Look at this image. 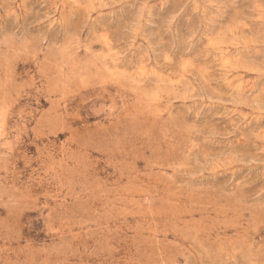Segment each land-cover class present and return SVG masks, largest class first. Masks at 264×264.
I'll return each mask as SVG.
<instances>
[{"label": "rangeland", "instance_id": "1", "mask_svg": "<svg viewBox=\"0 0 264 264\" xmlns=\"http://www.w3.org/2000/svg\"><path fill=\"white\" fill-rule=\"evenodd\" d=\"M0 264H264V0H0Z\"/></svg>", "mask_w": 264, "mask_h": 264}]
</instances>
